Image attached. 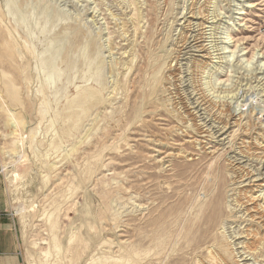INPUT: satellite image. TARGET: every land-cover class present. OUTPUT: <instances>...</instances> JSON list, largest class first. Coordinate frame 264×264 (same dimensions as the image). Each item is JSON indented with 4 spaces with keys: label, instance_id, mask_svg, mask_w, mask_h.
Here are the masks:
<instances>
[{
    "label": "rangeland",
    "instance_id": "rangeland-1",
    "mask_svg": "<svg viewBox=\"0 0 264 264\" xmlns=\"http://www.w3.org/2000/svg\"><path fill=\"white\" fill-rule=\"evenodd\" d=\"M192 6L212 57L196 82L194 53L169 59ZM165 65L182 97L196 83L264 119V0H0V224L16 235L0 264H213L243 228L226 220L232 145H185L157 96ZM217 194L222 220L200 233Z\"/></svg>",
    "mask_w": 264,
    "mask_h": 264
},
{
    "label": "bare ground",
    "instance_id": "bare-ground-1",
    "mask_svg": "<svg viewBox=\"0 0 264 264\" xmlns=\"http://www.w3.org/2000/svg\"><path fill=\"white\" fill-rule=\"evenodd\" d=\"M182 20V32L177 38L174 52L169 56V59L170 62L175 61L178 64L182 56L194 53L197 58L190 61V75L193 77V82H196L197 76L204 74L212 63L211 53L204 41L207 35L205 30L208 14L204 7L195 12L192 6L188 17L183 16ZM180 74L181 69L178 65L174 67L165 65L160 77L162 86L160 90L157 88L156 90L160 92L157 95L159 98L161 93L172 95V99L168 98V103L172 107V111L175 112L177 130L181 131L182 137L187 140H185V145L187 144L195 150L197 148L204 150L212 139H217V147H222L221 150H224L227 144L232 145L230 147L232 156L225 160V169L228 173L226 181L230 183L229 191L232 193L229 196L232 209L229 207L230 210L226 212V220L229 224L243 226L232 237L234 243L237 242L235 245H240L238 249L241 251L234 254L232 240H225L221 245H218L219 249L217 247L209 248V258L213 264H237L238 261L235 258L238 255V258L242 259L243 255L253 257L255 260L264 258V198L256 195L264 188V129L260 126L264 119L261 116L255 119L258 121L257 123L249 120L243 123L246 119L245 112L234 113L228 104L211 101L196 83L191 84V91L188 92L187 97H182L179 94L180 90L178 91V87H176ZM199 119H202L201 124H199ZM226 139H228V143L224 142ZM191 160L188 159V161ZM253 163L258 167L253 166ZM221 200L220 194H217L215 198L211 199L210 206L198 203L199 214L201 213L203 217L207 212L202 225L200 222L197 224L200 233H211L216 224L222 220ZM206 239L207 236L204 237V240ZM211 239L218 241V236L214 234ZM222 247L224 250L220 249Z\"/></svg>",
    "mask_w": 264,
    "mask_h": 264
},
{
    "label": "crops",
    "instance_id": "crops-1",
    "mask_svg": "<svg viewBox=\"0 0 264 264\" xmlns=\"http://www.w3.org/2000/svg\"><path fill=\"white\" fill-rule=\"evenodd\" d=\"M3 223L0 224V255L7 252V255L12 256L16 252V235L9 224Z\"/></svg>",
    "mask_w": 264,
    "mask_h": 264
}]
</instances>
